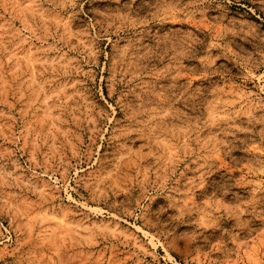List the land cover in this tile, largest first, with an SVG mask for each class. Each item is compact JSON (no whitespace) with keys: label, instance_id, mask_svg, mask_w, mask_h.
I'll list each match as a JSON object with an SVG mask.
<instances>
[{"label":"rangeland","instance_id":"1","mask_svg":"<svg viewBox=\"0 0 264 264\" xmlns=\"http://www.w3.org/2000/svg\"><path fill=\"white\" fill-rule=\"evenodd\" d=\"M0 264H264V0H0Z\"/></svg>","mask_w":264,"mask_h":264}]
</instances>
